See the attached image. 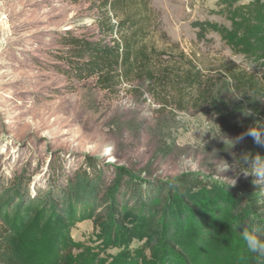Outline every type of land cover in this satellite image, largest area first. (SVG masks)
I'll list each match as a JSON object with an SVG mask.
<instances>
[{
    "label": "rangeland",
    "instance_id": "374dc122",
    "mask_svg": "<svg viewBox=\"0 0 264 264\" xmlns=\"http://www.w3.org/2000/svg\"><path fill=\"white\" fill-rule=\"evenodd\" d=\"M149 5L154 17L148 45L163 61L183 52L204 75L214 77L223 63L238 65L244 54L258 62L252 72L264 80L259 63L264 61V0H149ZM205 20L215 30L198 40L192 23ZM116 21L97 0H0V187L24 176L34 194L49 187L52 174L64 185L81 168L96 175L101 193L112 187L126 193L130 185L144 190L148 182L187 172L212 177L225 162L229 168L220 175L235 183L224 185L264 193V185L255 187V177L243 172L249 169L240 160L245 153L264 157V146L244 135L264 125V100L231 94L239 129L221 137L213 100L200 111H162L141 82L106 91L95 77L76 80L68 73L67 37L112 44L117 36L107 27ZM25 213L26 222L16 230L25 264L158 263L148 240V235L156 239L157 217L143 211H125L121 229L92 218L74 220L61 251L52 244L56 229L50 220L37 208ZM228 230L226 216L211 246L215 264L222 258L257 264L242 258L240 247L232 253L237 241L231 242ZM63 252L69 256L62 257Z\"/></svg>",
    "mask_w": 264,
    "mask_h": 264
},
{
    "label": "trees",
    "instance_id": "16d2710c",
    "mask_svg": "<svg viewBox=\"0 0 264 264\" xmlns=\"http://www.w3.org/2000/svg\"><path fill=\"white\" fill-rule=\"evenodd\" d=\"M97 1L102 10L114 13L117 21L107 31L117 38L110 44L100 39L67 37L64 44L68 46V73L76 80L95 77L99 88L106 91L123 82H141L162 111H200L209 108L213 100L212 112L221 137L236 135L239 129L231 94H248L264 100V80L255 72L241 71L238 65L223 63L217 75L222 80H218L217 76L204 75L183 52L177 58L171 57L172 61H163L156 49L148 45L154 17L149 0ZM215 26L207 20L192 23L198 40H205ZM52 177L49 187L36 189L34 194H29V178L24 176L0 187V264H25L16 245V230L28 218L24 220L26 209L31 212L35 208L55 226L52 244L58 251L62 250L74 220L92 218L96 224L121 229L125 211L137 210L147 217H157L156 239L148 235L151 249L157 251V264H215L211 246L226 216L230 240L237 241L231 245L232 253L239 251L235 250L237 246L248 263L255 260L239 238L237 231L241 227L236 231L234 225L255 226L264 231V193L227 187L196 172L148 182L144 190L140 184L130 185L126 193L116 187L101 193L96 175H88L81 168L64 185L56 180L57 174ZM222 251L227 252L224 247ZM64 252L62 257L69 256ZM231 258L234 261V255ZM221 260V264H231L229 258Z\"/></svg>",
    "mask_w": 264,
    "mask_h": 264
},
{
    "label": "clouds",
    "instance_id": "9594fccd",
    "mask_svg": "<svg viewBox=\"0 0 264 264\" xmlns=\"http://www.w3.org/2000/svg\"><path fill=\"white\" fill-rule=\"evenodd\" d=\"M237 63L241 71L249 74L253 73V66L258 65L257 61L250 59L244 54H241V59ZM259 63L264 64V61H260ZM239 96L235 95L237 98ZM244 135L252 137L254 143L257 145L264 146V125L250 127ZM240 160L243 166L249 169L247 172H243L246 175L250 174L255 177L253 180L255 187L264 185V157H261L259 154L252 157L248 153H245ZM228 168L229 165L223 162L222 166H219L217 172L212 176V179L214 181H220L221 184L230 181L231 183L228 186L234 185V179H226L220 175L221 172L227 171ZM261 190L264 191V189ZM238 227H241V230L237 231ZM234 228L238 232L239 238L247 251L253 254L257 264H264V231L255 226H241L239 223L235 224Z\"/></svg>",
    "mask_w": 264,
    "mask_h": 264
}]
</instances>
